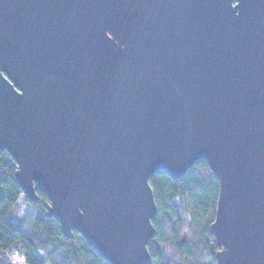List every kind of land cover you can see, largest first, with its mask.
Returning a JSON list of instances; mask_svg holds the SVG:
<instances>
[{
  "label": "water",
  "instance_id": "water-1",
  "mask_svg": "<svg viewBox=\"0 0 264 264\" xmlns=\"http://www.w3.org/2000/svg\"><path fill=\"white\" fill-rule=\"evenodd\" d=\"M111 264H149L150 176L219 178L218 264H264V0H0V150Z\"/></svg>",
  "mask_w": 264,
  "mask_h": 264
},
{
  "label": "trees",
  "instance_id": "trees-1",
  "mask_svg": "<svg viewBox=\"0 0 264 264\" xmlns=\"http://www.w3.org/2000/svg\"><path fill=\"white\" fill-rule=\"evenodd\" d=\"M16 171L14 157L0 150V264H111L76 229L67 237L59 219L46 214L50 199L44 188L36 183L39 199H29ZM150 184L157 213L149 264H218L220 246L210 225L216 217L219 178L209 162L197 160L178 179L157 170ZM15 250L17 262L12 260Z\"/></svg>",
  "mask_w": 264,
  "mask_h": 264
},
{
  "label": "built area",
  "instance_id": "built-area-1",
  "mask_svg": "<svg viewBox=\"0 0 264 264\" xmlns=\"http://www.w3.org/2000/svg\"><path fill=\"white\" fill-rule=\"evenodd\" d=\"M18 259H19V252L17 250H15L13 255H12V260H13V262H17Z\"/></svg>",
  "mask_w": 264,
  "mask_h": 264
},
{
  "label": "rangeland",
  "instance_id": "rangeland-1",
  "mask_svg": "<svg viewBox=\"0 0 264 264\" xmlns=\"http://www.w3.org/2000/svg\"><path fill=\"white\" fill-rule=\"evenodd\" d=\"M19 202L21 204L22 209H24V202L22 197L19 199ZM39 255H42V252H39Z\"/></svg>",
  "mask_w": 264,
  "mask_h": 264
},
{
  "label": "flooded vegetation",
  "instance_id": "flooded-vegetation-1",
  "mask_svg": "<svg viewBox=\"0 0 264 264\" xmlns=\"http://www.w3.org/2000/svg\"><path fill=\"white\" fill-rule=\"evenodd\" d=\"M218 263V262H217Z\"/></svg>",
  "mask_w": 264,
  "mask_h": 264
}]
</instances>
